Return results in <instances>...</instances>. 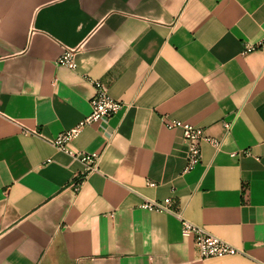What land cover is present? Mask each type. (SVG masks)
I'll return each instance as SVG.
<instances>
[{"label":"crops","instance_id":"obj_1","mask_svg":"<svg viewBox=\"0 0 264 264\" xmlns=\"http://www.w3.org/2000/svg\"><path fill=\"white\" fill-rule=\"evenodd\" d=\"M263 38L264 0H0V264H264V43L243 53ZM91 80L125 106L68 144L101 155L87 173L50 140ZM165 120L221 147L185 171ZM182 217L241 253L199 258Z\"/></svg>","mask_w":264,"mask_h":264},{"label":"built area","instance_id":"obj_2","mask_svg":"<svg viewBox=\"0 0 264 264\" xmlns=\"http://www.w3.org/2000/svg\"><path fill=\"white\" fill-rule=\"evenodd\" d=\"M264 43V38L257 45H246L243 53H248L255 50L258 46ZM76 50L66 48L64 52L56 60L58 66H64L74 70L76 68L75 62ZM95 87V95L90 101L91 112L84 117L76 126L65 130L51 139V143L58 150L63 151L73 158L80 160L86 166V172H92L98 170V165L101 159V155L90 154L85 152H72L68 149V144L73 141L81 131L94 123L101 120H108L118 113L125 105L114 99L108 88L100 81L91 80ZM1 116V113H0ZM165 125L169 128H181L183 131V139L187 146L186 166L185 171L193 169L196 165L202 161V143L207 142L211 144L216 150H219L222 142L204 135L203 129L191 124L179 122L177 120L164 121ZM224 127L227 133L231 130L232 125L230 123H224ZM23 132L31 133V131L23 129ZM33 133V132H32ZM50 160H48L49 162ZM81 179V177L79 178ZM78 179V180H79ZM153 186V183H149ZM74 185V190L80 189L79 181ZM170 201L157 202L154 200H145L141 204L142 209L149 211H169ZM181 232L183 236L195 237V243L199 251V258H219L229 255H235L241 253V250L229 242L213 235L208 232L204 227L196 225L185 218H181Z\"/></svg>","mask_w":264,"mask_h":264}]
</instances>
